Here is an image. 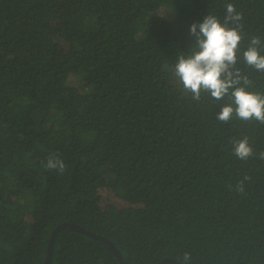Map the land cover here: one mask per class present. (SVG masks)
Masks as SVG:
<instances>
[{
  "label": "trees",
  "instance_id": "trees-1",
  "mask_svg": "<svg viewBox=\"0 0 264 264\" xmlns=\"http://www.w3.org/2000/svg\"><path fill=\"white\" fill-rule=\"evenodd\" d=\"M228 3L243 15L236 66L264 94L242 57L250 37L264 44V0H0V264H42L63 222L126 264H264V124L216 120L227 98L193 100L172 75L189 26L223 22ZM50 264L121 263L62 230Z\"/></svg>",
  "mask_w": 264,
  "mask_h": 264
},
{
  "label": "clouds",
  "instance_id": "clouds-1",
  "mask_svg": "<svg viewBox=\"0 0 264 264\" xmlns=\"http://www.w3.org/2000/svg\"><path fill=\"white\" fill-rule=\"evenodd\" d=\"M225 10L223 22L216 15L208 13L202 21L189 26L193 42L188 52L177 56L172 75L182 86V91L190 93L193 100L199 101L202 94L217 102L227 98L228 102L221 104L216 113V120L227 123L235 117L244 122L264 124V94L250 91L251 82L236 66L243 39L240 31L243 15L231 3L226 5ZM262 47L261 39L252 36L242 51L244 63L259 72H264ZM231 143L233 154L238 159L247 160L254 155L247 136L233 138ZM258 155L264 160V151ZM44 167L62 173L65 165L58 155L51 154ZM245 180H250V177L246 175L238 181L235 191L243 194ZM190 259V254L185 252L180 264H188Z\"/></svg>",
  "mask_w": 264,
  "mask_h": 264
},
{
  "label": "water",
  "instance_id": "water-1",
  "mask_svg": "<svg viewBox=\"0 0 264 264\" xmlns=\"http://www.w3.org/2000/svg\"><path fill=\"white\" fill-rule=\"evenodd\" d=\"M62 230H75V231L85 233V234L93 237L94 239L100 241L105 246H107V248H109L113 252L115 257L117 258V260H119V262L121 264H126L122 258V255L120 254L118 248L116 247V245L111 240L107 239L104 236L96 235V234L86 230L82 226L75 224V223H70V222H63V223L57 225L53 229V231L51 232V236L49 238L48 244H47L46 255L43 259L42 264H50L51 263L54 238H55L57 232L62 231ZM159 264H180V261H178L174 258H164Z\"/></svg>",
  "mask_w": 264,
  "mask_h": 264
},
{
  "label": "rangeland",
  "instance_id": "rangeland-1",
  "mask_svg": "<svg viewBox=\"0 0 264 264\" xmlns=\"http://www.w3.org/2000/svg\"><path fill=\"white\" fill-rule=\"evenodd\" d=\"M177 83L179 86H181L177 80ZM99 196L101 199V202L103 203H113L117 206L121 205L123 203V200L120 198L119 195L113 194L111 190L102 188L99 190Z\"/></svg>",
  "mask_w": 264,
  "mask_h": 264
}]
</instances>
